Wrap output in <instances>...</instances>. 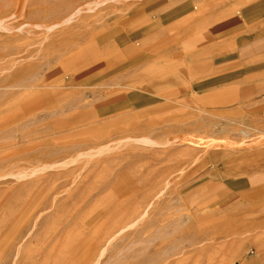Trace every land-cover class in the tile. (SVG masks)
<instances>
[{
    "label": "rangeland",
    "instance_id": "1",
    "mask_svg": "<svg viewBox=\"0 0 264 264\" xmlns=\"http://www.w3.org/2000/svg\"><path fill=\"white\" fill-rule=\"evenodd\" d=\"M143 1L0 0V264H264L226 187L264 173V103L133 101L155 79L99 45Z\"/></svg>",
    "mask_w": 264,
    "mask_h": 264
},
{
    "label": "crops",
    "instance_id": "2",
    "mask_svg": "<svg viewBox=\"0 0 264 264\" xmlns=\"http://www.w3.org/2000/svg\"><path fill=\"white\" fill-rule=\"evenodd\" d=\"M140 9L134 27L99 45L119 70L129 64L135 78L155 79L131 91L144 96L133 101L149 107L157 97L193 93L264 103V0H144ZM253 179H233L226 187L230 202L240 196L242 212L256 209L248 239L264 260V173L257 186Z\"/></svg>",
    "mask_w": 264,
    "mask_h": 264
},
{
    "label": "bare ground",
    "instance_id": "3",
    "mask_svg": "<svg viewBox=\"0 0 264 264\" xmlns=\"http://www.w3.org/2000/svg\"><path fill=\"white\" fill-rule=\"evenodd\" d=\"M36 100H37V99H36ZM37 101H38V100H37ZM34 102H36V101H34ZM263 200H264V199H263ZM89 250H90V249H89ZM86 251H87V250H86ZM88 253H90V251H89V252H87V254H86V255H88ZM88 257H91V256H88ZM91 258H92V257H91ZM91 258H90V259H91ZM83 259H84V258H83ZM90 259H89V260H90ZM81 260H82V259H81ZM86 260H87V257H86ZM87 262H88V261H87ZM84 263H85V262H84ZM88 263H89V262H88Z\"/></svg>",
    "mask_w": 264,
    "mask_h": 264
}]
</instances>
